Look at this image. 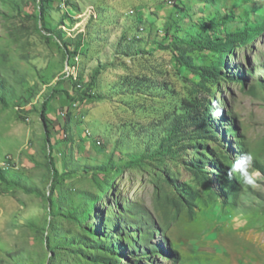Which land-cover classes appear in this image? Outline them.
Wrapping results in <instances>:
<instances>
[{"label":"rangeland","instance_id":"obj_1","mask_svg":"<svg viewBox=\"0 0 264 264\" xmlns=\"http://www.w3.org/2000/svg\"><path fill=\"white\" fill-rule=\"evenodd\" d=\"M46 1L0 0V264H264V0Z\"/></svg>","mask_w":264,"mask_h":264},{"label":"trees","instance_id":"obj_2","mask_svg":"<svg viewBox=\"0 0 264 264\" xmlns=\"http://www.w3.org/2000/svg\"><path fill=\"white\" fill-rule=\"evenodd\" d=\"M47 2L48 1L46 0H36L37 13L35 16H33V18H35L37 21H46L47 16H48L47 15V5H46ZM43 28L45 30H50L49 26L46 23L44 24ZM212 28L213 29L211 30V32L207 33V36L204 37L203 40L198 41L197 47L200 48L201 50H210V51H215V52L222 53V54L229 53L234 49L236 44L244 43L250 39L249 33L247 31H243V32L240 31L237 33H220L219 31L215 30V27H212ZM49 41H52V43H54L58 48L63 49L62 45L56 39L55 40L52 39ZM177 61L184 68L188 69L193 74L200 77L202 82H205L209 78H216L218 75L217 69L194 65L189 57L182 56L181 58L177 59ZM103 69H104L103 66H99L94 70L91 76L90 83L88 84L89 89L93 88L96 85V80L101 74V71ZM85 100L87 101L92 100V96H90L89 99L86 98ZM0 101L4 103V100L2 97H0ZM40 114H41V118H42V121L46 129L50 130L54 122L49 117V111L46 105L43 106ZM64 130L67 131L68 127L67 126L64 127ZM176 131L177 130L175 129L170 131V139L171 138L173 139V136L175 135ZM47 143L51 151L50 164L54 167V175L55 177H57L59 174V171L55 167L54 158H53V151H55L56 149L55 146L57 145V143L56 145H52V138L50 136H48L47 138ZM0 180L5 181V177L2 175L1 172H0ZM26 192L36 193V191L32 189H27Z\"/></svg>","mask_w":264,"mask_h":264},{"label":"clouds","instance_id":"obj_3","mask_svg":"<svg viewBox=\"0 0 264 264\" xmlns=\"http://www.w3.org/2000/svg\"><path fill=\"white\" fill-rule=\"evenodd\" d=\"M214 117H219L221 112L216 110L212 113ZM254 157L250 152L242 153L238 158L232 161L227 175L229 179L236 177L243 184L255 186L257 178L261 176L259 170L253 166Z\"/></svg>","mask_w":264,"mask_h":264}]
</instances>
